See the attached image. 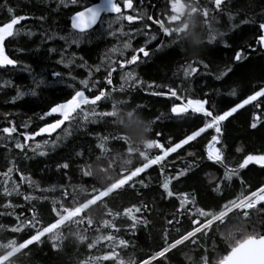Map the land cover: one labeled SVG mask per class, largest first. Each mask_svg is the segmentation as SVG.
<instances>
[{"label": "trees", "instance_id": "obj_1", "mask_svg": "<svg viewBox=\"0 0 264 264\" xmlns=\"http://www.w3.org/2000/svg\"><path fill=\"white\" fill-rule=\"evenodd\" d=\"M98 1L0 0V23L9 17L7 7L29 17L4 41L5 53L17 65L0 66V129L11 126L9 121L17 126L11 139L0 132V258L6 256L0 264H141L150 258L145 264H220L241 241L264 234V209L259 203L244 205L264 186V168L238 167L246 155L264 153V127H250L253 114L261 110L250 104L223 122V163L207 159L215 134L210 129L150 167L162 155L154 139L165 147L178 143L195 120L171 114L179 102L175 98L152 93L172 88L183 100L207 99L222 111L258 90L264 85V49L256 44L264 0H223L219 9L214 0H132V9L122 7L124 15L137 17L132 22L116 21L109 28L118 14L103 12V23L79 34L71 27L73 14ZM74 34L83 37L78 44L71 43ZM125 43L131 46L125 49ZM140 47L149 52L147 57L136 51ZM240 49L248 59L237 64L234 54ZM134 54L136 63L120 66ZM189 63L197 71L185 76ZM225 67L235 74L218 80ZM128 72L143 83L128 81ZM41 79L44 83L37 87ZM85 80L87 89L81 84ZM233 88L235 96L230 95ZM75 90L90 99L104 91V98L82 108L89 113L112 110L114 116L84 120L81 114L50 135L25 141L20 133L54 123L57 114L40 117ZM238 147L243 151L237 152ZM210 155L218 158L214 149ZM65 163L67 169L60 167ZM186 168L187 175L173 179L170 188L188 197H167L161 187L165 178ZM226 170H236V175L224 180L222 192L213 191Z\"/></svg>", "mask_w": 264, "mask_h": 264}, {"label": "snow or ice", "instance_id": "obj_2", "mask_svg": "<svg viewBox=\"0 0 264 264\" xmlns=\"http://www.w3.org/2000/svg\"><path fill=\"white\" fill-rule=\"evenodd\" d=\"M64 0H61V3H63ZM76 0H72V3H75ZM223 0H214V4L217 9L220 8ZM122 7L126 9H132L133 4L132 0H123V3L121 4L119 0H106V4L96 5V6H90L85 7L82 11H77L75 15L72 17L71 21V27L75 30H78L79 34L85 33L88 29L92 28L94 25H96L98 22L103 23L101 19V13L102 12H111V13H117L118 15L115 18V21H110L108 27L111 28L112 24L116 21H123L127 20L129 22H132L137 17H134L132 15H124L122 12ZM7 12L9 13V17L5 22L0 23V66H13L15 67L18 63L17 60L10 58L5 53L4 48V41L9 38L13 37L16 34L15 26L21 24L22 21L28 19L29 17L25 15H16L15 10L12 7H7ZM204 17H207L208 15V9L205 8L203 10ZM143 16L139 17L142 18ZM149 19H152L151 17H148ZM43 19V17H41ZM155 23L160 24L159 21H154ZM245 23H248V21H244ZM164 35L166 37H170V33H168L166 30L163 31ZM112 35H115V33H112ZM83 37L80 35H73V38L71 39L72 44H78L79 40ZM61 39H64V37H61ZM152 39H156V37H152ZM211 39H215V37H211ZM256 44L259 46V48L264 49V21H261L258 24L257 29V35H256ZM131 45L129 43L124 44V48L127 49ZM251 48V45L248 46ZM252 50H256L255 48H252ZM50 51H55V49H51ZM119 49L113 48L112 52H117ZM138 53H143L145 57L149 55V52L146 51L145 47H140L138 50H136ZM122 54V53H121ZM138 55L134 54L131 56L130 59H127L121 63V67H123L125 64H134L138 61ZM248 59L244 49H240L238 51H235L234 54V61L237 64H240V62L245 61ZM63 63V60L60 61ZM198 61H194L196 63ZM71 63V62H70ZM68 66V65H66ZM207 67V65H204ZM98 70V69H97ZM197 69L192 66V63L188 64V69L185 71V76H188L192 73H195ZM229 73H234V70L232 67H225V69L221 70L219 74L217 75V79H222L229 75ZM54 76L60 77L61 73L56 72L53 73ZM109 79L107 81L108 84H111L112 81L110 79L111 72L108 73ZM126 79L128 81H133L135 84H142L143 82L137 79L132 72H128L126 75ZM44 81L41 79L37 83V87L40 86V84H43ZM81 84L84 85V88H88V81H81ZM151 87V85H149ZM121 91H123V86H121ZM35 95V91L32 93ZM153 95L161 96L166 95L170 96L172 98H175L177 101H180L182 97L178 93L177 90L169 88L168 92H153ZM19 95H23V93H19ZM230 95L235 96L237 95V90L235 88L232 89ZM106 96V93L104 91H100L98 95H94L93 98H89L85 95V91L83 90H75L74 94H70V99H66L63 103H58L52 106L48 112L44 113L43 116H41V119H44L45 116H51L53 114L59 113V115L63 119H57L54 123H47L44 127L39 128L36 131H33L32 133H20L24 137L25 141H28L30 139H33L35 136L40 134H51L56 129L60 128L61 125L64 123L65 120L69 119H76L81 117V114H83L84 120H89L90 117H96V116H102V117H113L114 112L112 110L105 111L101 113H97L95 111L85 112L82 108V105H89V104H96L98 101H100L102 98ZM186 102L184 103H174L170 109L171 114H173L176 117L179 118H188L189 116H194V127L190 131V133L186 134L183 139H181L178 143L170 144L169 146L165 147L161 143H159L158 140L154 139V148L159 149L162 155H157L159 158L155 164L150 165H157L160 164L161 161L167 157L169 154L176 152L178 149L183 147L184 145H189L191 142L197 141L199 137L202 136V134H205L208 132V130H213L214 135H211V140L207 145V159L210 161H213L215 163H223L224 162V156L222 152L223 147V138H224V125L223 122L228 120L229 117H233L235 113L238 112V110L245 108L247 105H252L254 109H260L261 114H253L252 122L250 124V127L252 129H257L258 125L261 127H264V85H260L257 89H253L250 94H248L246 97L241 99V102L234 103L233 106L228 107L226 110L222 111H215L212 106L209 104V101L207 99L203 98H185ZM14 102V101H13ZM113 107V106H112ZM139 107V106H137ZM79 110V111H78ZM75 113V116L73 114ZM159 119V118H157ZM195 121H199L200 123H196ZM9 124L11 126H6L0 129V132L7 134L5 139H11L12 134L17 133V126L12 122L9 121ZM202 125V126H201ZM27 127V125H25ZM159 135V133H157ZM59 139V137H57ZM47 143V142H45ZM221 145V148L215 147V145ZM17 148L23 149L24 145L20 142H17L15 145ZM41 147L40 144L36 145V148L39 149ZM210 149H214L217 154V159L212 158L210 155ZM237 152L243 151L242 148H237ZM40 154H45L44 152H41ZM189 156H195L194 152H188ZM250 164L259 165L262 168H264V153L261 154H248L246 155L242 162L239 164V168L243 169L248 167ZM60 167L67 169L68 164L65 163L61 165ZM10 170V169H8ZM163 171V169H162ZM189 169L186 168L184 170H181L176 176L174 177H166L164 182L162 183L161 187L163 188L164 192L166 193L167 197L171 198L174 195L180 200V197H188V193H180L176 194L172 191L170 188V185L172 183V180H180L181 177L186 176ZM236 175V170H226L223 179L220 181L219 184H213V191H215L217 188L221 189L222 192V186L224 180H231L233 176ZM23 178V177H22ZM209 183H212V181H209ZM141 184H143V181H141ZM145 187L147 185H144ZM264 190V186L259 187L256 189V191H262ZM250 194V193H249ZM235 199V198H233ZM191 203V201H190ZM229 201H226L221 205V208H223L226 204H228ZM258 208L264 209V201L259 202L257 205ZM243 211V210H242ZM198 223V221H194V224Z\"/></svg>", "mask_w": 264, "mask_h": 264}, {"label": "water", "instance_id": "obj_3", "mask_svg": "<svg viewBox=\"0 0 264 264\" xmlns=\"http://www.w3.org/2000/svg\"><path fill=\"white\" fill-rule=\"evenodd\" d=\"M105 4H106V0H103L101 2H96L94 4H91L87 7L96 6V5L103 6ZM83 9L79 11H82ZM74 15L75 13L73 14V16ZM96 25H94L92 28H94ZM65 101H62L59 103H63ZM184 102H186V100H180L179 103L182 104ZM56 114H59V113H56ZM220 264H264V234L258 237L247 238L241 243H239L236 247L233 248V250L225 258V260L222 261Z\"/></svg>", "mask_w": 264, "mask_h": 264}, {"label": "rangeland", "instance_id": "obj_4", "mask_svg": "<svg viewBox=\"0 0 264 264\" xmlns=\"http://www.w3.org/2000/svg\"><path fill=\"white\" fill-rule=\"evenodd\" d=\"M58 119H63L62 117H59ZM155 161V160H154ZM154 161H151V162H154ZM150 162V163H151ZM149 164V163H148ZM145 166H147V164L145 165ZM144 166V167H145ZM138 172V171H137ZM135 172H132V173H130V174H128L127 176H125L124 178H121L119 181H117V182H115L113 185L114 186H118V185H120L121 183H123V182H125L132 174H134ZM259 192H261V193H264V191L262 190V191H259ZM253 194H255L253 197H249L248 199H246L245 200V203H244V205L246 206V207H249V205L252 203V201H254V200H256V196L257 195H259L258 194V192L257 191H255ZM259 197V196H258ZM93 201V199L91 200V201H89V202H87L84 206H86V205H88L90 202H92ZM83 206V207H84ZM83 207H80V208H83ZM77 210H79V208L78 209H76V210H73V213H75ZM69 217V215H66V216H64V217H62L59 221H57V222H55L53 225H50V226H48L47 228H45V229H43V231H41L38 235H36L35 237H33V238H31V239H29L28 241H26L25 243H23L22 245H25L26 243H28L29 241H31V240H33V239H35V238H38L40 235H42V234H44V233H46V232H48L49 230H51L52 228H54L55 226H57L58 224H60L61 222H63L65 219H67ZM211 222V221H210ZM209 222V223H210ZM208 223H206L205 225H207ZM205 225H202V227L201 226H199L197 229H195L194 231H192L193 233L194 232H196V231H198V230H200L201 228H203ZM201 227V228H200ZM192 232H190L188 235H190V234H193ZM185 238V237H184ZM183 240V239H182ZM22 245H19L20 247L22 246ZM19 246H17L16 248H18ZM19 247V248H20ZM171 247V246H170ZM170 247H168V248H166V249H164L163 251H161L162 252V254L166 251V250H168ZM161 252H159V253H161ZM159 253H157V254H159ZM161 255V254H160ZM156 256V255H155ZM154 256V257H155ZM159 256V255H158ZM6 257V256H5ZM5 257H2V258H0V261L2 260V259H4ZM153 257V258H154ZM157 257V256H156ZM152 258H150V259H147L146 261H144L143 263H141V264H145V263H147L148 261H150Z\"/></svg>", "mask_w": 264, "mask_h": 264}, {"label": "bare ground", "instance_id": "obj_5", "mask_svg": "<svg viewBox=\"0 0 264 264\" xmlns=\"http://www.w3.org/2000/svg\"><path fill=\"white\" fill-rule=\"evenodd\" d=\"M57 115H59V114H57ZM59 117H61V116L59 115ZM263 191H264V190H263ZM257 192H258L259 195L256 196V197H257L256 200L252 201V203H254V204H256V203H258V202H261V199L264 198V194H263V193H261V192H259V191H257ZM254 195H255V194H252V195H250L249 197H253ZM258 196H259V197H258ZM249 197H248V198H249ZM248 198H247V199H248ZM213 220H214V219H213ZM211 221H212V220H211ZM207 223H209V222H207ZM204 225H205V224H204ZM201 227H202V226H201ZM201 227H200V228H201ZM42 231H43V230H42ZM40 232H41V231H40ZM40 232H39V233H40ZM39 233H38V234H39ZM192 233H193V232H192ZM38 234H37V235H38ZM42 235H43V234H42ZM40 236H41V235H40ZM187 236H188V235H187ZM189 236H190V235H189ZM34 237H35V236H34ZM241 242H242V241H241ZM241 242H240V243H241ZM26 244H27V243H26ZM237 245H238V244H237ZM237 245H236V246H237ZM22 246H24V245H22ZM236 246H235V247H236ZM19 247H20V246H19ZM19 247H18V248H19ZM18 248H17V249H18ZM170 248H171V247H170ZM170 248H169V249H170ZM160 254H162V252L159 253V254H157L156 256H158V255H160ZM156 256H155V257H156Z\"/></svg>", "mask_w": 264, "mask_h": 264}, {"label": "flooded vegetation", "instance_id": "obj_6", "mask_svg": "<svg viewBox=\"0 0 264 264\" xmlns=\"http://www.w3.org/2000/svg\"><path fill=\"white\" fill-rule=\"evenodd\" d=\"M103 14V13H102ZM102 16V15H101ZM139 59V58H138Z\"/></svg>", "mask_w": 264, "mask_h": 264}]
</instances>
